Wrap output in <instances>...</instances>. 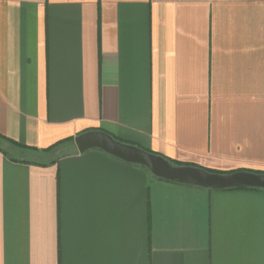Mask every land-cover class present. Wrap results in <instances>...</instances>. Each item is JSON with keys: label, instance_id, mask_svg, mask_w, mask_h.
<instances>
[{"label": "crops", "instance_id": "obj_1", "mask_svg": "<svg viewBox=\"0 0 264 264\" xmlns=\"http://www.w3.org/2000/svg\"><path fill=\"white\" fill-rule=\"evenodd\" d=\"M95 129L264 173V0H0V264H264V189L44 150Z\"/></svg>", "mask_w": 264, "mask_h": 264}, {"label": "water", "instance_id": "obj_2", "mask_svg": "<svg viewBox=\"0 0 264 264\" xmlns=\"http://www.w3.org/2000/svg\"><path fill=\"white\" fill-rule=\"evenodd\" d=\"M78 152L98 149L130 164L143 166L153 177L205 188L223 189L234 187L264 188V173L234 171L211 172L199 166L175 165L159 154L133 144L123 143L102 130H88L73 138Z\"/></svg>", "mask_w": 264, "mask_h": 264}, {"label": "trees", "instance_id": "obj_3", "mask_svg": "<svg viewBox=\"0 0 264 264\" xmlns=\"http://www.w3.org/2000/svg\"><path fill=\"white\" fill-rule=\"evenodd\" d=\"M1 136V135H0ZM74 137H68L66 139H63V140H60V141H57L56 143H54L53 145H50L49 147H47L46 149L44 150H51L54 146L64 142V141H67V140H73ZM11 143L15 144V145H19V146H23L19 143H17L16 141L14 140H11V139H8ZM156 154V153H155ZM113 157V156H112ZM115 158V157H114ZM165 159H167L166 157H164ZM170 163L172 164H175V165H181L182 163L178 162V161H171L169 159H167ZM178 183V182H177ZM236 188H252V189H261V188H256V187H236Z\"/></svg>", "mask_w": 264, "mask_h": 264}, {"label": "rangeland", "instance_id": "obj_4", "mask_svg": "<svg viewBox=\"0 0 264 264\" xmlns=\"http://www.w3.org/2000/svg\"><path fill=\"white\" fill-rule=\"evenodd\" d=\"M71 148H72L71 145H67L65 149H66V150H70ZM261 189H264V188H261Z\"/></svg>", "mask_w": 264, "mask_h": 264}]
</instances>
